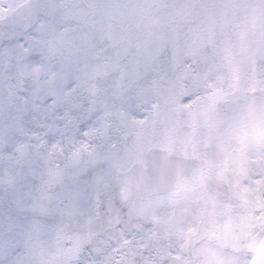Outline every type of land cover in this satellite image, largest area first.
<instances>
[{"label":"snow or ice","instance_id":"obj_1","mask_svg":"<svg viewBox=\"0 0 264 264\" xmlns=\"http://www.w3.org/2000/svg\"><path fill=\"white\" fill-rule=\"evenodd\" d=\"M0 264H264V0H0Z\"/></svg>","mask_w":264,"mask_h":264}]
</instances>
